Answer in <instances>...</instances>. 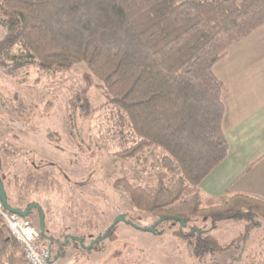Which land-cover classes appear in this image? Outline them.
Instances as JSON below:
<instances>
[{"label":"trees","instance_id":"16d2710c","mask_svg":"<svg viewBox=\"0 0 264 264\" xmlns=\"http://www.w3.org/2000/svg\"><path fill=\"white\" fill-rule=\"evenodd\" d=\"M0 25L1 67L54 75L84 65L85 84L100 89L129 131L117 156L133 163L138 181L114 187L134 209L189 228L174 234L196 258L224 249L212 235L218 222L250 221L246 232L257 226L264 199L227 192L209 204L200 185L229 153L225 89L214 66L264 26V0H0ZM0 180L18 211L34 194L62 187L37 168L8 181L0 170ZM195 219L211 228L198 229ZM111 226L105 239L115 242L118 224ZM0 264H28L1 216Z\"/></svg>","mask_w":264,"mask_h":264},{"label":"rangeland","instance_id":"374dc122","mask_svg":"<svg viewBox=\"0 0 264 264\" xmlns=\"http://www.w3.org/2000/svg\"><path fill=\"white\" fill-rule=\"evenodd\" d=\"M5 36L0 25V43ZM85 71L82 64L54 75L38 66L17 71L0 66L1 175L8 181L28 168L45 169L62 186L31 197L43 212L53 263L264 264L262 215L249 232L250 221L218 222L212 235L224 249L196 258L187 240L174 234L189 228L130 205L128 195L114 187L122 178L138 181L133 163L117 156L129 131L100 89L85 84ZM7 193L12 204V192ZM120 216L131 223L120 222L118 239L111 242L106 230ZM28 217L40 230L38 209ZM191 225L211 228L209 220L195 219Z\"/></svg>","mask_w":264,"mask_h":264},{"label":"crops","instance_id":"0c3cea01","mask_svg":"<svg viewBox=\"0 0 264 264\" xmlns=\"http://www.w3.org/2000/svg\"><path fill=\"white\" fill-rule=\"evenodd\" d=\"M214 72L225 89L229 153L200 189L211 201L227 192L264 199V26L232 46Z\"/></svg>","mask_w":264,"mask_h":264},{"label":"built area","instance_id":"2783aa9c","mask_svg":"<svg viewBox=\"0 0 264 264\" xmlns=\"http://www.w3.org/2000/svg\"><path fill=\"white\" fill-rule=\"evenodd\" d=\"M0 216L7 223L10 234L22 245L28 264H54L50 246L29 218L8 211L1 200Z\"/></svg>","mask_w":264,"mask_h":264},{"label":"water","instance_id":"95a60500","mask_svg":"<svg viewBox=\"0 0 264 264\" xmlns=\"http://www.w3.org/2000/svg\"><path fill=\"white\" fill-rule=\"evenodd\" d=\"M0 200H1V202L3 203L4 207H5L8 211H10V212H12V213H15V214H17V215H19V216H21V217H23V218H28L31 209H33V208L38 209V211H39V213H40V232H41V234H44V233H45V228H44V225H45V224H44V216H43V212H42L41 208H40L38 205H34V206L32 205V206H31L29 209H27L26 211H18V210H14V209L8 207V205H7V197H6V195H5L4 188H3V185H2V183H1V180H0ZM165 219L168 220L169 218H165ZM120 222H124V223L130 224V222H128L124 216H120L118 219H116V220L114 221V223L112 224L111 228L114 227V226H116V225L119 224ZM180 222H181L182 224L184 223L183 220H180ZM154 230H155V229H150V232H153ZM92 247H93V245L90 246L89 248H92Z\"/></svg>","mask_w":264,"mask_h":264},{"label":"flooded vegetation","instance_id":"af4514ba","mask_svg":"<svg viewBox=\"0 0 264 264\" xmlns=\"http://www.w3.org/2000/svg\"><path fill=\"white\" fill-rule=\"evenodd\" d=\"M46 241H47V239H46ZM50 241H51V242H54V240H53L52 238H50Z\"/></svg>","mask_w":264,"mask_h":264}]
</instances>
